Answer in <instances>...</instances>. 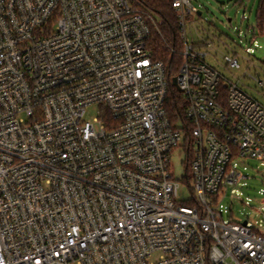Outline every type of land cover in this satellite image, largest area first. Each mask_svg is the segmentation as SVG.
Segmentation results:
<instances>
[{"label": "built area", "instance_id": "built-area-1", "mask_svg": "<svg viewBox=\"0 0 264 264\" xmlns=\"http://www.w3.org/2000/svg\"><path fill=\"white\" fill-rule=\"evenodd\" d=\"M195 2L171 0L173 122L150 46L164 20L142 0H0V264H264V228L223 205L239 159L264 166V104L208 62Z\"/></svg>", "mask_w": 264, "mask_h": 264}, {"label": "rangeland", "instance_id": "rangeland-1", "mask_svg": "<svg viewBox=\"0 0 264 264\" xmlns=\"http://www.w3.org/2000/svg\"><path fill=\"white\" fill-rule=\"evenodd\" d=\"M195 4L203 12L201 18L195 17V23L190 27L195 40H214L220 51L218 56L211 54L207 58L208 62L225 78L238 83L264 104V87L257 88L256 82H264V36L260 35L257 23L259 0H245L243 4L236 0H196ZM235 57L239 60L240 67L230 68L228 60ZM96 117V109L89 108L86 120L93 123ZM186 158L182 148L173 153L172 168L177 178L185 173ZM237 163L240 173L246 178L238 186L229 189L223 205L225 208L231 206L233 213L225 214V219L229 220L232 215L236 221L249 220L251 224L263 229L264 166L255 159H239ZM236 195L245 203L236 200L237 204L232 205ZM179 197L182 200L191 198L190 188L186 183L179 189Z\"/></svg>", "mask_w": 264, "mask_h": 264}, {"label": "trees", "instance_id": "trees-1", "mask_svg": "<svg viewBox=\"0 0 264 264\" xmlns=\"http://www.w3.org/2000/svg\"><path fill=\"white\" fill-rule=\"evenodd\" d=\"M144 6L154 11L164 20L161 27V35L154 33L151 44L152 50L157 59L162 60L167 65V74L169 80V92L166 101V110L173 122L184 118L185 100L183 94L174 84L179 67L181 66V56L171 51L172 47L181 49L177 43L178 21L171 0H142ZM257 23L260 35L264 36V0H259L257 10Z\"/></svg>", "mask_w": 264, "mask_h": 264}, {"label": "water", "instance_id": "water-1", "mask_svg": "<svg viewBox=\"0 0 264 264\" xmlns=\"http://www.w3.org/2000/svg\"><path fill=\"white\" fill-rule=\"evenodd\" d=\"M202 14V12L200 11L199 12V15H201ZM229 22H231V19H229ZM174 84L177 86V82H176V78L174 79ZM177 88H178V86H177ZM179 89V88H178Z\"/></svg>", "mask_w": 264, "mask_h": 264}]
</instances>
